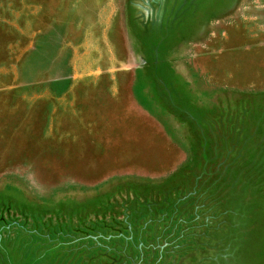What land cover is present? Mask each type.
I'll use <instances>...</instances> for the list:
<instances>
[{
  "label": "rangeland",
  "instance_id": "rangeland-1",
  "mask_svg": "<svg viewBox=\"0 0 264 264\" xmlns=\"http://www.w3.org/2000/svg\"><path fill=\"white\" fill-rule=\"evenodd\" d=\"M0 264H264V0H0Z\"/></svg>",
  "mask_w": 264,
  "mask_h": 264
}]
</instances>
